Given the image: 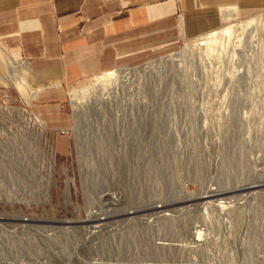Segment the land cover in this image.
<instances>
[{
  "label": "rangeland",
  "instance_id": "374dc122",
  "mask_svg": "<svg viewBox=\"0 0 264 264\" xmlns=\"http://www.w3.org/2000/svg\"><path fill=\"white\" fill-rule=\"evenodd\" d=\"M219 16L71 95L69 155L43 162L0 61V264H264V13Z\"/></svg>",
  "mask_w": 264,
  "mask_h": 264
},
{
  "label": "crops",
  "instance_id": "0c3cea01",
  "mask_svg": "<svg viewBox=\"0 0 264 264\" xmlns=\"http://www.w3.org/2000/svg\"><path fill=\"white\" fill-rule=\"evenodd\" d=\"M233 10L249 19L264 13V0H0V61L21 80L41 162L44 153L69 155L61 132L71 127V95L102 74L174 52L177 17L195 39Z\"/></svg>",
  "mask_w": 264,
  "mask_h": 264
},
{
  "label": "bare ground",
  "instance_id": "6f19581e",
  "mask_svg": "<svg viewBox=\"0 0 264 264\" xmlns=\"http://www.w3.org/2000/svg\"><path fill=\"white\" fill-rule=\"evenodd\" d=\"M250 24V23H249ZM232 33V29H228L224 32H218V33H214L212 35V38L215 39L217 36H226V37H230ZM205 39V38H204ZM117 72H110V73H106V74H103L102 76L100 77H97L96 78V82L97 84L101 85V86H106L107 84H109L112 80L115 79V76H116ZM86 89H84L83 91H80V92H76L74 95L75 97H79L82 95V93H84ZM86 92V91H85ZM78 101V100H77ZM73 108H74V112L77 111V107L76 105L73 104Z\"/></svg>",
  "mask_w": 264,
  "mask_h": 264
},
{
  "label": "built area",
  "instance_id": "2783aa9c",
  "mask_svg": "<svg viewBox=\"0 0 264 264\" xmlns=\"http://www.w3.org/2000/svg\"><path fill=\"white\" fill-rule=\"evenodd\" d=\"M69 103H70V107L71 106V103H72V97L70 96L69 97ZM7 112H8V108L7 107H4L3 105H0V126H1V130L3 132L0 133V167H1V163L3 161V153H4V134L6 133V129H5V123L7 121ZM3 125V127H2ZM61 134L63 136H68L69 135V132L68 131H62Z\"/></svg>",
  "mask_w": 264,
  "mask_h": 264
}]
</instances>
